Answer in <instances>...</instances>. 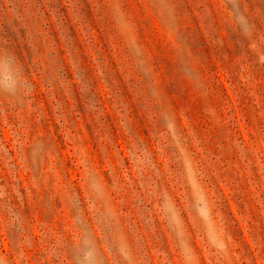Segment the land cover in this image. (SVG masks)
Segmentation results:
<instances>
[{
  "label": "rangeland",
  "instance_id": "rangeland-1",
  "mask_svg": "<svg viewBox=\"0 0 264 264\" xmlns=\"http://www.w3.org/2000/svg\"><path fill=\"white\" fill-rule=\"evenodd\" d=\"M0 264H264V0H0Z\"/></svg>",
  "mask_w": 264,
  "mask_h": 264
}]
</instances>
